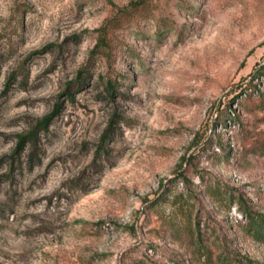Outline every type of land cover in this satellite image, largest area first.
<instances>
[{"label": "rangeland", "instance_id": "rangeland-1", "mask_svg": "<svg viewBox=\"0 0 264 264\" xmlns=\"http://www.w3.org/2000/svg\"><path fill=\"white\" fill-rule=\"evenodd\" d=\"M0 264H264V0H0Z\"/></svg>", "mask_w": 264, "mask_h": 264}]
</instances>
